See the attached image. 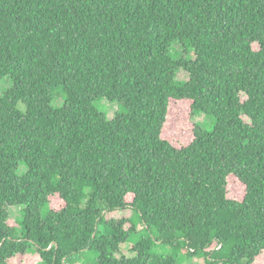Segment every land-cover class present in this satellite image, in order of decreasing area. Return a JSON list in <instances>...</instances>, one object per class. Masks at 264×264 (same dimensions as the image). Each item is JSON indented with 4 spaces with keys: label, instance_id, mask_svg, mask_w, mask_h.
I'll list each match as a JSON object with an SVG mask.
<instances>
[{
    "label": "trees",
    "instance_id": "16d2710c",
    "mask_svg": "<svg viewBox=\"0 0 264 264\" xmlns=\"http://www.w3.org/2000/svg\"><path fill=\"white\" fill-rule=\"evenodd\" d=\"M6 78L0 264L264 257V0H0ZM102 100L117 104L113 119ZM172 127L184 145L166 138Z\"/></svg>",
    "mask_w": 264,
    "mask_h": 264
},
{
    "label": "rangeland",
    "instance_id": "374dc122",
    "mask_svg": "<svg viewBox=\"0 0 264 264\" xmlns=\"http://www.w3.org/2000/svg\"><path fill=\"white\" fill-rule=\"evenodd\" d=\"M174 49L177 53L174 51L171 53V55L176 58V54L179 56L183 53V47L179 44H174ZM257 49V46H256ZM193 57V55H191ZM176 79L179 81H187L189 80V74L181 70L177 76ZM12 86L11 78H6L2 81H0V97ZM59 91H56V93ZM64 103V98L60 93H57L56 98L53 102L54 108H60L62 107ZM97 107L105 112L109 119H113L118 111L117 104L109 103L107 100H102L100 102L96 103ZM20 110H24V107L20 105ZM193 122H196L200 124L205 130L212 131L215 127V120L212 117H208L206 115H198ZM180 123V122H176ZM176 128L172 127L170 130H172L175 134H170L169 132L166 133V138H168L170 141L174 142L176 145H184L186 142L184 140L185 135H183L181 132H179L178 129H176V132L174 131ZM22 172L25 171V168L22 167ZM228 194L233 199H242L243 197V189L241 185L235 180L231 179L229 186H228ZM131 216L130 211L121 212V213H115L112 215H108V217H116V218H127ZM22 217V208L21 207H14L12 208V218L9 221L10 224L13 226H17V221ZM129 228V225L126 227ZM21 227H18V231H21ZM139 229H141V226H139ZM138 239V238H137ZM133 245L132 244H126L122 246V253L123 255L127 257H133L134 254L131 252ZM155 255H175L173 252V248L170 246H161L154 250ZM84 263L93 264L96 262V256L93 253H89L84 258ZM39 263V258L36 255H29L25 257H18L15 260L12 261V264H37ZM79 264V263H78ZM181 264H204V261L202 259H191L188 261H183ZM255 264H264V257H261L258 259V261Z\"/></svg>",
    "mask_w": 264,
    "mask_h": 264
}]
</instances>
